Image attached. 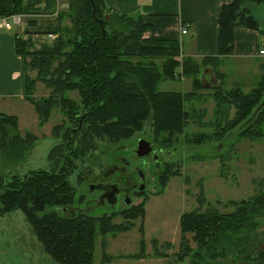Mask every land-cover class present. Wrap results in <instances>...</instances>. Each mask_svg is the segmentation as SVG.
Here are the masks:
<instances>
[{
	"label": "trees",
	"instance_id": "obj_1",
	"mask_svg": "<svg viewBox=\"0 0 264 264\" xmlns=\"http://www.w3.org/2000/svg\"><path fill=\"white\" fill-rule=\"evenodd\" d=\"M67 1L68 8L58 13L57 36L49 51H31L29 41L20 37L15 39V50L23 63L24 97L37 112L39 124L47 121L51 106H58L67 120L76 122V126L68 133H60L62 124L54 125L51 129L53 136L64 139V148L61 149L65 152L53 151L58 148L54 146L50 154L54 152L64 164L62 167L58 166V171L33 169L22 180L13 178L7 186L3 184L5 186L0 204L3 212L15 207L22 210L27 220L36 228L37 239L52 260L59 264H96V227L101 231L99 233L111 235L130 230L133 224H125V227L110 224L112 218L118 214L129 217L127 219H136L138 216L144 218L148 198L144 196V200L137 205L121 211L99 215L73 211L69 218L61 216L59 212L72 205L75 200L81 201V196L68 184L67 179L69 172L74 170L72 155H76L71 150L72 140L78 137L79 146L83 147L84 152L93 140L115 144L133 137L136 132L146 133L150 130L155 140L167 147L170 142L177 141L174 139L179 135L187 134L183 131L191 120L190 110L194 108L190 105L188 107V103L196 95V86H202V82L197 71L200 64L186 58L182 60L181 73L192 77L194 90L187 93L159 90L157 85L161 80L175 79V68L179 64L176 59L180 51L178 41L141 39L137 54H125V42L140 39V33L146 27L140 17L133 18L123 14L109 17L102 0ZM55 2L56 0H0V17L50 13L54 11ZM250 3L264 4V0H234L219 7L220 55L231 52L233 30L236 27L260 30L258 20L250 11ZM40 4H43V9L38 7ZM65 19L69 21L63 22ZM209 59L211 58H204L201 64ZM29 70H35L36 76L30 77ZM259 77L258 82L262 80L259 87L263 88L264 71ZM36 81L50 88L48 98L34 100ZM239 89L241 90L237 87L233 92H226V99L225 91L215 92L214 99L218 108L215 120L219 128L216 129L215 120L213 124L210 122L215 129L214 135L221 136L227 131L230 133L240 123L236 126L239 135L263 136L264 104L259 108L258 106L264 97L260 98L257 85L246 93ZM73 91H77V98L70 95ZM224 104L235 108L233 117L227 121L221 110ZM81 117V126L77 128ZM7 121L12 122V128L15 129L17 118L0 113V141L3 147L9 148L5 149L6 156H21L27 146L36 140V136L27 132L23 137L18 133L7 137ZM198 135L203 134L189 135L187 138H190L191 143H200L204 139ZM65 168L68 170L65 171ZM178 174L179 172H171L170 166L165 167L158 177L160 189L153 193H162L169 178ZM202 199V203H206L203 196ZM236 204L237 207L227 213L218 211L214 205L203 211L193 209L182 213L179 218V250L175 253L177 261L189 256L191 264H203L205 259L228 257L231 249L236 247L232 233L243 231L242 227H245V221L249 217V212L246 211L258 213L264 209V193L259 191L254 197ZM47 207L51 209L47 210ZM40 212L43 214L39 217L37 213ZM189 233L192 234L190 238L187 236ZM190 240L196 243V247L191 246ZM105 244L106 240H101L100 264H107L113 256L106 252ZM144 247L141 239L139 252L135 253L137 259L146 253ZM154 254L163 255L157 248H154Z\"/></svg>",
	"mask_w": 264,
	"mask_h": 264
},
{
	"label": "rangeland",
	"instance_id": "obj_2",
	"mask_svg": "<svg viewBox=\"0 0 264 264\" xmlns=\"http://www.w3.org/2000/svg\"><path fill=\"white\" fill-rule=\"evenodd\" d=\"M254 5L255 3H250L249 8L251 6L260 28L264 29V4ZM68 21L65 19L63 22ZM251 66L252 64L247 61L237 62L228 59L224 61V66L219 65L220 70L226 73L223 74L219 70L220 76H214L211 69L206 71L208 74H205L199 67L197 69L198 77L203 78V81L202 86H196V95L190 104L188 103V107L190 105L194 108L190 110L191 120L188 121L183 131L184 134H187L179 135L177 139H174L177 141L170 142L167 147H163L155 140L152 131L146 132L148 136L143 137L150 140L155 149L163 151L161 154L163 160L155 162V167L151 171V180L156 181L142 195L143 200L145 197L148 198L145 203L144 218L138 216L136 219H127L129 217L120 214L114 216L110 224H121L122 227H125V224H133L130 230L116 232L115 235L99 233L101 231L96 227L97 230H94L96 231L94 237V261L96 264H100L101 240H106L105 250L113 255L107 264H191L189 256L185 260L177 261L175 254L179 250V218L182 213L193 209L203 211L212 205L218 211L227 213L237 207L238 201L254 197L259 191L264 193V135L259 137L239 135L236 130L239 123L233 127L230 133L227 131L221 136H216L212 125L218 114L214 99L217 90L225 91L224 99H226L225 93L228 91L233 92L237 87H240L243 90L242 92L239 89L240 92L246 93L257 85L256 90L259 89L260 98L264 97V87H259L262 80L258 82L262 73L259 72L257 75L253 69L249 70L248 68ZM28 75L35 77L36 71L29 70ZM191 81L192 77L188 76H184L182 79L161 80L157 87L159 90L187 93L189 90H194ZM70 95L77 98V91L70 92ZM49 96L50 88H47L44 83L36 81L34 100L41 101ZM221 110L226 115V121L230 120L235 113L234 106L226 104L221 107ZM25 121L28 125H21L20 129L16 122V130L12 128V122H5L8 131L7 137L17 133L23 137L29 132L36 136V140L32 145L27 146L21 156L9 155V157L5 153V149L9 148L3 147L0 141V197L4 192L3 186H7V183L13 178L22 180L33 169L58 171V166L62 167L64 161L58 158L54 152L51 154L50 152L54 146L58 148L53 151L62 150L64 139L60 136H53L51 129L54 125L62 124L60 133L64 131L68 133L70 129H73L72 127L76 126V122L66 119L58 106H51L49 117L42 125L38 122V114L37 121L29 123L28 120ZM217 127L219 128L216 124V129ZM201 133L203 135L198 136L204 140H201L200 143H191L190 138H187L189 135ZM137 136H141V132H136L133 137L115 144L96 139L84 152L82 151L83 147L79 146V138L75 137L72 140L71 150L76 152V155L75 153L72 155L74 170L69 172L67 179L68 184L73 186V190L80 192L78 194L79 197L81 196L80 203L82 201L85 203L87 200L86 195L82 194L84 193L82 190L88 189L89 183L100 180L101 174L110 169L108 167L110 160H107L105 153L114 146L121 147L127 142H131ZM74 143L77 145L75 146ZM66 165L69 166V164ZM167 166H170L171 172L175 171L179 174L169 178L162 193L154 194L153 192L160 189L158 177ZM64 170L67 171L68 168ZM202 196L206 202H203L204 205ZM78 200H75L73 204ZM67 208L59 214L69 218L68 216H71L69 214H72L73 211L77 212L76 209ZM49 209L51 208L47 207V210ZM104 212H110L108 205L89 214L99 215ZM246 212H249V217L245 221V227H242L243 231L232 233L236 247L231 249V254L228 257L214 260L205 259L203 264H264V209H261L260 212L257 211L258 213H252L249 210ZM41 214L43 213H37V216L40 217ZM36 235V228L34 229L33 224L27 220L19 207L3 212L0 204V264H59L44 252ZM191 235L187 234L188 238ZM140 238L143 240L146 253L137 259L135 253L139 252ZM190 244L192 247H196V243L192 240H190ZM154 248H157L163 255L154 254Z\"/></svg>",
	"mask_w": 264,
	"mask_h": 264
},
{
	"label": "crops",
	"instance_id": "obj_3",
	"mask_svg": "<svg viewBox=\"0 0 264 264\" xmlns=\"http://www.w3.org/2000/svg\"><path fill=\"white\" fill-rule=\"evenodd\" d=\"M102 1L107 16L114 17L117 14H123L133 18L140 17L141 22L146 24L140 33V39H129L125 42L123 45L125 54H137L141 39L175 40L179 42L180 51L176 57L179 64L175 68V79L184 77L181 73L182 60L186 58L200 64L199 67L203 69L205 74H208L206 71L211 69L214 76L216 74L220 76L219 65L224 66V61L228 59L251 63L252 66L248 69H253L257 75L264 71V55L258 54L259 48L264 46V32H262L264 29L262 28L256 30L236 27L233 30L231 52L220 55L218 10L221 5L231 3L234 0ZM259 5L255 4L254 6ZM38 7L44 8L43 4ZM67 8V0L55 2L53 12L12 15L6 18L5 25L0 26V113L15 116L19 129L21 125H28L25 120H28V123L37 121V114L31 103L24 97L23 63L22 58L16 53L15 39L20 37L29 41L31 51H49L55 38L51 39L48 33L57 35L58 13ZM250 11L257 19L251 6ZM183 24L186 25V33L180 32ZM204 58L211 59L201 64ZM220 71L226 74L224 71ZM200 80L202 82L203 78L200 77ZM191 85H193L192 81Z\"/></svg>",
	"mask_w": 264,
	"mask_h": 264
},
{
	"label": "flooded vegetation",
	"instance_id": "obj_4",
	"mask_svg": "<svg viewBox=\"0 0 264 264\" xmlns=\"http://www.w3.org/2000/svg\"><path fill=\"white\" fill-rule=\"evenodd\" d=\"M143 136L148 134L142 132L141 136L135 137L131 142L121 147L114 146L107 151L105 157L110 160V169L101 174L100 180H94L89 183L88 189L82 190V194L87 197L85 203H75L68 208L89 214L107 205L110 211H121L140 203L144 191L156 181L151 180L155 162L163 160V151L155 149L152 142ZM142 140L151 143L153 148L148 154L138 155V146ZM139 199L141 200L138 201Z\"/></svg>",
	"mask_w": 264,
	"mask_h": 264
},
{
	"label": "water",
	"instance_id": "obj_5",
	"mask_svg": "<svg viewBox=\"0 0 264 264\" xmlns=\"http://www.w3.org/2000/svg\"><path fill=\"white\" fill-rule=\"evenodd\" d=\"M263 104H264V98H263L262 102L260 103V105L258 106V108H259L261 105H263ZM258 108H257V109H258ZM81 121H82V117H81V119L79 120V123H78L77 128H79V127L81 126ZM152 148H153V146H152L151 143H149V142L146 141V140H142V141L140 142V145L138 146V152H137V154H138V155H145V154H148L149 152L152 151Z\"/></svg>",
	"mask_w": 264,
	"mask_h": 264
},
{
	"label": "built area",
	"instance_id": "obj_6",
	"mask_svg": "<svg viewBox=\"0 0 264 264\" xmlns=\"http://www.w3.org/2000/svg\"><path fill=\"white\" fill-rule=\"evenodd\" d=\"M61 1H63V0H56V2H61ZM6 18L7 17H0V26H2V25H5V21H6ZM16 20H18V18H15ZM180 32L181 33H186L187 32V30H186V25H181V30H180ZM48 36L51 38V39H54V38H56V34L55 33H48ZM258 54H260V55H264V46L263 47H261V48H259V50H258Z\"/></svg>",
	"mask_w": 264,
	"mask_h": 264
}]
</instances>
